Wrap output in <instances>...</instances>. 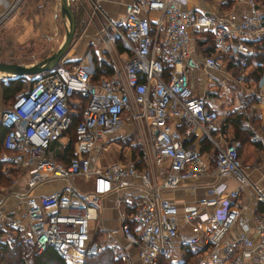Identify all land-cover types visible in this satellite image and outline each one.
Returning <instances> with one entry per match:
<instances>
[{"label":"built area","instance_id":"2783aa9c","mask_svg":"<svg viewBox=\"0 0 264 264\" xmlns=\"http://www.w3.org/2000/svg\"><path fill=\"white\" fill-rule=\"evenodd\" d=\"M22 1L9 0L0 23L18 14ZM218 1L223 6L217 11L199 9L191 0L126 1L123 14L109 21L128 49L121 64L107 58L113 70L94 78L85 62L61 59L31 77L1 110L5 132L0 157L25 173V187L13 192L22 201L17 214L4 204L10 192L0 183V242L19 233L36 252L52 246L68 262L81 264L85 251L96 248L91 224L102 198L116 192L112 200L123 248H136L137 264H159L161 252H168L177 234L178 262L190 252L187 264H264V210L256 209L250 222L246 204L236 201L244 188L264 205V192L248 181L242 167L249 164L240 159L237 145L214 134L217 106L207 94L187 91L198 68L217 64L213 55L193 54L192 38L209 34L215 46L237 55L242 65L252 43L264 41L263 0ZM239 3L246 5L243 15L237 11ZM71 105L79 108L74 123ZM128 116L146 132L148 151L141 156L147 165L138 167L130 157L94 161L93 149L119 131ZM72 125V154L64 161L54 154L62 151ZM197 130L210 141L211 155L185 141ZM250 139L264 144L256 132ZM76 175L89 183L74 184ZM204 176L212 177L203 184L212 193L195 203L180 209L162 194L165 188ZM51 179L65 182L33 193ZM180 220L188 226L183 234ZM235 225L240 230L230 234ZM123 264L133 262L125 256Z\"/></svg>","mask_w":264,"mask_h":264},{"label":"crops","instance_id":"0c3cea01","mask_svg":"<svg viewBox=\"0 0 264 264\" xmlns=\"http://www.w3.org/2000/svg\"><path fill=\"white\" fill-rule=\"evenodd\" d=\"M89 1L91 9L88 15L85 16L86 23L83 29L80 28L79 35L76 36L81 44L75 47L73 45L70 51L71 54L68 57L81 58V61L88 64L93 72L100 65L101 72L97 75H106L108 73L105 70L108 67L111 69L110 72L113 70L111 63L106 60L107 57L112 58L117 64H121L128 53L124 42L116 35L109 24V21L123 14L124 3L128 0ZM191 2L196 4L199 9L213 11H217L220 9L219 7L223 6V3L218 0H191ZM8 3L9 0H0V12L7 8ZM57 4L59 2L56 0H23L17 11L20 16L16 14V18H7L5 27L10 28L14 37L30 41L33 46L43 47L46 44L43 49L46 50L49 45L53 46L57 38V33L55 32ZM236 8L240 15L246 12L244 3L236 4ZM150 14L155 16L156 12H151ZM87 44L90 46L89 49L86 47ZM106 44L109 45V49ZM190 46L193 54L198 57L213 55L216 57L217 64L208 69L198 68L194 80L187 91L192 94L205 93L209 97L211 105L217 106L219 116L216 128L213 129L214 134L223 136L237 145L240 159L244 164H249L242 167L248 181L264 192V144L250 139V134L253 132L264 137V41L252 43V51L245 54L247 58L245 65L240 63L237 55L230 53L229 50L215 46L209 38V34H207L206 38H192ZM48 54L46 51L41 56L34 58L33 62ZM240 55L243 54L240 53ZM101 61L103 64H99ZM30 63L32 62L26 64ZM8 80V78H0V112L11 100L3 97L2 86L7 84ZM220 84L229 86V88L222 90V93H220L221 89L218 88ZM210 91H216L218 97L213 98L212 95L210 96ZM178 128L183 131V125L179 124V122ZM4 132L5 127L0 123V153L3 149L2 139ZM111 136H108L103 141V144L96 146L91 153L92 159L99 164H106L126 153L120 146L112 148L115 147L112 144L114 141L108 140ZM185 141L194 142L200 150L205 151L207 154L210 153L211 155L213 152L210 141L199 130L186 136ZM110 149L112 154L109 153ZM98 152H101L100 155H98ZM5 165L6 162L0 157V175ZM21 177L16 189L25 187V173L22 172ZM211 179L212 177L210 176L200 177L195 180L187 179L174 188H165L162 194L181 209L182 205L195 203L199 197L211 194L210 186L203 185L205 184L204 182ZM51 180L35 186L32 190L33 193L49 192L65 182L63 179H61L63 180L62 183H59L56 179ZM246 191L242 188L236 201L238 204H246L245 213L251 222L252 213L256 209L263 211L264 205L261 202H255ZM115 193L109 192L102 198L98 207V215L92 222V227H94V230L91 231L92 241L96 243L95 249H99V242L106 240L104 245L112 246L114 251L122 253L124 258L127 256L133 264H137L136 248L132 245L127 246V249L123 248L124 239L119 230L117 209L113 205L112 200ZM4 204L6 207L15 210L17 214L21 212L22 201L15 193L8 194ZM96 220L98 221L96 222ZM96 224L103 229L102 234H98L99 227L97 228ZM180 224H183L181 220ZM183 227L184 229L179 230V234L187 232V224H183ZM239 230L240 226L235 225L230 234L237 233ZM178 243L179 236L177 234L172 238L168 252H165V255L176 261V263L180 259L178 254L180 251L178 245L180 246V244Z\"/></svg>","mask_w":264,"mask_h":264},{"label":"rangeland","instance_id":"374dc122","mask_svg":"<svg viewBox=\"0 0 264 264\" xmlns=\"http://www.w3.org/2000/svg\"><path fill=\"white\" fill-rule=\"evenodd\" d=\"M70 4H71V7L74 9V14H76L75 15V20H76L75 31L76 32L73 35L70 46L68 47V49L66 50L64 54L63 61L66 63L81 61V58L80 59L78 57L71 58L68 56H70L71 54L70 51H71V48H73V45L75 47V46H78V44H81L80 40H78L76 36L79 35L78 32L80 31V28L83 29L84 24L86 23L85 16L88 15V12L91 9V4L89 0H77V1L70 0ZM17 16H20V15L17 14ZM9 17L16 18V14L6 16L5 19L0 23V60L16 61V62L25 63V64L28 62H33L34 58L38 57L39 55L41 56L46 51L50 54L61 42L64 36L65 27L67 25V18H64L61 15L59 4H57L56 11H55V25H56L55 32L57 33V38L55 39L53 46L49 45V47H47L46 50H43L46 47V44L43 47H36V46H33L30 43V41H26V40L24 41V40L14 37L12 31H10V28L5 27L6 20ZM86 47L87 49H89L90 48L89 44H87ZM18 77L23 78L21 81L22 86H23L21 87L22 89L26 87L27 84H29L28 82H29V78L31 77V75H19L13 78L15 79ZM8 79H9L8 80L9 82L11 78H8ZM2 83H5V82H2ZM220 85H223V84H220ZM226 87L229 88V86H226ZM145 134L146 132L143 130V128L138 126L135 123V121L134 120L132 121V119L128 116L126 117L123 127L116 133L111 134L112 136L109 137L108 140L114 141V143L112 144L115 147H112V148H117L118 146H120L121 149H123L124 152H126L125 154L120 155L121 159L124 160L127 157H130L137 162V165L139 167H141L142 165H147V161L145 160L146 158L145 157L143 158L141 156L143 152L145 153L148 151V146H147L148 144L146 141ZM98 153L97 154L100 155L101 152H98ZM109 153L112 154L111 149L109 150ZM4 161L6 162V165L0 175V183L4 185V191H8L11 194L15 190H17L16 188L19 185L20 179L22 178L21 177L22 170L18 167V165H16L11 160L4 159ZM56 180L59 183H62L63 181L61 179H56ZM51 181H55V180H51ZM72 181L74 182V184H79V185L89 183L88 181L83 180V178L80 175H76L75 177H73ZM97 221L98 220H96V222ZM91 227H92V224H91ZM98 227L99 226L97 225V228ZM92 230H94V227L91 228V231ZM102 231L103 229L99 227L98 234H102ZM105 242L106 240H102L99 242L98 245L100 246V248L104 245ZM96 250L98 249H91L88 252H94ZM114 252L116 253V255L121 256V264H122L124 262V256L122 255V253H119L118 251H114ZM66 262L67 264H72L71 262H68L67 260Z\"/></svg>","mask_w":264,"mask_h":264},{"label":"trees","instance_id":"16d2710c","mask_svg":"<svg viewBox=\"0 0 264 264\" xmlns=\"http://www.w3.org/2000/svg\"><path fill=\"white\" fill-rule=\"evenodd\" d=\"M99 64H103V62L101 61ZM99 66L100 65H98L96 70L94 71L95 73L93 72L94 78L98 77L97 74L101 72ZM110 70L111 69H109L108 67L105 71H107L106 73L109 74ZM22 79V77H18L15 79L11 78V80L7 84H4L2 86L3 97L11 99L9 103L18 92L26 88L24 87L21 89V87H23L21 83ZM32 80L33 78L30 77L28 83H30ZM71 113L74 123L79 117L78 106L71 105ZM66 134L68 138L62 148V151H56L54 154L56 157H60L61 160L64 161L69 155L72 154L74 140L73 125L70 126V128L66 131ZM62 152H64V156L62 155ZM189 257L190 252H186L184 253V258L176 263L169 256H166L164 251H162L159 257V264H187V258ZM0 264H67V262L65 258L61 256L58 251L52 246H47L42 251L36 252L32 247L28 246L25 243L21 234L16 233L11 240L0 242ZM81 264H121V256L116 255L112 246L103 245L101 248L94 252L85 251Z\"/></svg>","mask_w":264,"mask_h":264},{"label":"water","instance_id":"95a60500","mask_svg":"<svg viewBox=\"0 0 264 264\" xmlns=\"http://www.w3.org/2000/svg\"><path fill=\"white\" fill-rule=\"evenodd\" d=\"M58 2L61 15L67 18V25L61 42L50 54L30 64L0 60V70L3 72L0 77L2 79L13 78L19 75H31L33 77L38 72L52 68L63 59V55L70 46L75 33L76 20L70 0H58Z\"/></svg>","mask_w":264,"mask_h":264},{"label":"bare ground","instance_id":"6f19581e","mask_svg":"<svg viewBox=\"0 0 264 264\" xmlns=\"http://www.w3.org/2000/svg\"><path fill=\"white\" fill-rule=\"evenodd\" d=\"M1 74H3V72L0 70V76H2ZM218 86H219L218 88L221 89L220 93H222V90H226L227 89L226 85H218ZM209 94H210V96L212 95L213 98H215V97L217 98L218 97V94L216 93V91H210Z\"/></svg>","mask_w":264,"mask_h":264}]
</instances>
